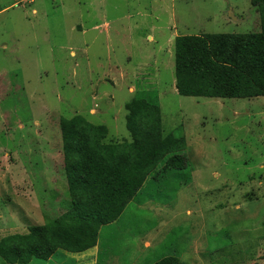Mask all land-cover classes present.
<instances>
[{
	"label": "rangeland",
	"instance_id": "374dc122",
	"mask_svg": "<svg viewBox=\"0 0 264 264\" xmlns=\"http://www.w3.org/2000/svg\"><path fill=\"white\" fill-rule=\"evenodd\" d=\"M251 2L0 0V239L66 211L60 120L130 141L141 92L186 139V169L150 177L97 248L31 264H264V97H182L175 77L177 37L259 33Z\"/></svg>",
	"mask_w": 264,
	"mask_h": 264
},
{
	"label": "trees",
	"instance_id": "16d2710c",
	"mask_svg": "<svg viewBox=\"0 0 264 264\" xmlns=\"http://www.w3.org/2000/svg\"><path fill=\"white\" fill-rule=\"evenodd\" d=\"M251 3L260 17L259 33L175 39L179 96L238 100L264 97V0ZM125 108L130 134V141L125 142H108V128L91 124L82 116L60 120L69 196L66 211L23 234L1 238L0 264L47 262L58 251L78 255L98 247L101 229L120 219L150 177L186 169L175 166L187 149L186 139L165 132L158 100L139 92ZM164 160L166 169L160 170ZM101 244L100 255H104L105 243ZM155 264L181 261L166 256Z\"/></svg>",
	"mask_w": 264,
	"mask_h": 264
},
{
	"label": "crops",
	"instance_id": "0c3cea01",
	"mask_svg": "<svg viewBox=\"0 0 264 264\" xmlns=\"http://www.w3.org/2000/svg\"><path fill=\"white\" fill-rule=\"evenodd\" d=\"M144 245H145V244H144ZM96 248H97V247H96ZM143 249L149 251V250L151 249V247H150V246H148V247L145 246V247H143ZM99 250H100V249H99Z\"/></svg>",
	"mask_w": 264,
	"mask_h": 264
},
{
	"label": "water",
	"instance_id": "95a60500",
	"mask_svg": "<svg viewBox=\"0 0 264 264\" xmlns=\"http://www.w3.org/2000/svg\"><path fill=\"white\" fill-rule=\"evenodd\" d=\"M231 17H232L236 22H239V20H237V19H235V18L233 17V14H231Z\"/></svg>",
	"mask_w": 264,
	"mask_h": 264
}]
</instances>
